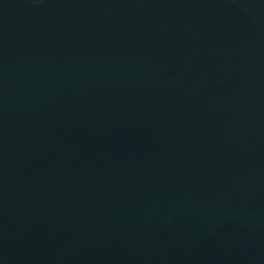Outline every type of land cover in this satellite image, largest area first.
Returning <instances> with one entry per match:
<instances>
[{"label":"water","instance_id":"water-1","mask_svg":"<svg viewBox=\"0 0 264 264\" xmlns=\"http://www.w3.org/2000/svg\"><path fill=\"white\" fill-rule=\"evenodd\" d=\"M0 264H264V0H0Z\"/></svg>","mask_w":264,"mask_h":264}]
</instances>
